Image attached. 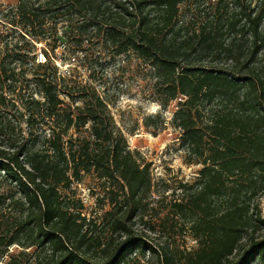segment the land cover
Returning a JSON list of instances; mask_svg holds the SVG:
<instances>
[{
    "label": "trees",
    "instance_id": "16d2710c",
    "mask_svg": "<svg viewBox=\"0 0 264 264\" xmlns=\"http://www.w3.org/2000/svg\"><path fill=\"white\" fill-rule=\"evenodd\" d=\"M186 2L19 0L2 15L13 29L0 33V264H122L136 249L156 264L263 263L264 0H216L195 11L193 27L181 20ZM58 24L76 49L95 42L150 63L167 95L162 105L185 98L173 123L203 167L168 212L189 224L194 251L150 241L151 164L110 115L107 90L68 87L72 77L48 72L47 51L32 79L12 66L30 53L21 50L58 35ZM63 93H80L84 105H65ZM88 124L90 136H66ZM45 125L51 133L38 134ZM90 174L105 185L101 221L74 198V184Z\"/></svg>",
    "mask_w": 264,
    "mask_h": 264
},
{
    "label": "rangeland",
    "instance_id": "374dc122",
    "mask_svg": "<svg viewBox=\"0 0 264 264\" xmlns=\"http://www.w3.org/2000/svg\"><path fill=\"white\" fill-rule=\"evenodd\" d=\"M18 1L0 0V33L6 32L7 28L11 33L13 28L4 22L2 15L8 13V9L14 7ZM186 1L188 6L185 9L182 8L181 20L188 22L191 27L194 26V17L198 16L196 10L203 9V5L209 6V4L216 3V0H206L204 4H199L196 0ZM61 25L58 24L59 34L55 36L56 38L51 37L48 42H37L30 50H21L22 53L28 51L30 53L25 58L19 56L20 59L13 62L12 66L15 65L18 72L21 67L27 69L26 77L32 79L33 72L40 73V70H37L36 55L39 57L40 52L47 51L48 59L52 65V70H48V72L53 73L57 68L58 75L64 73L72 77L71 80H66L65 84L68 87L78 83L80 86L93 87L103 96L107 90L110 115L127 137L131 149L138 151L141 157L151 164L155 186L152 206L155 208L153 212H150L151 216L148 220L156 230H148L151 235L150 241L158 246L167 245L185 251H194L198 242L192 235L189 224H184L181 218H173L168 212L170 203L175 199L182 198L186 193L183 185H188V191L194 190V185H197L201 178L200 170L203 167L201 163H197L196 157L189 153L187 145L180 137V129L173 123L174 113L178 109L180 101L185 98L179 96L177 99L169 100L166 106L162 105V101L166 100L167 95H165L164 88L156 84L157 77L150 63L143 61L131 52L116 55L113 49L107 48V45L99 46L95 42L94 44L86 41L83 48L76 49L69 32L65 33L66 28H62ZM95 41L97 40L95 39ZM63 44L65 48H62ZM85 49H88L87 52ZM13 52L15 51L12 50ZM93 52L95 56H93ZM4 56L3 53H0V64L4 60ZM93 59L97 60V63L94 64V69L97 70L95 77L90 76L91 69L89 68V61H93ZM22 60L25 61L24 65L19 63ZM32 88L36 89L35 84H31ZM73 95L61 94L65 105L70 103L73 107L84 105V99L78 98L80 93ZM41 96L36 94L38 98ZM157 115H160L161 119L156 124L155 117ZM25 126L26 124L22 122L23 129ZM50 126L54 127L53 123ZM89 127L90 124L81 130L73 128L66 136L71 135L73 138L90 136ZM36 132L41 135H49L51 129L45 125L42 128H37ZM24 134L27 135V130L24 131ZM104 186L103 180H99L92 174L86 175L82 183L74 184L76 189L74 198L83 200L88 217H99L100 221L105 211L109 209L108 205H104L99 200L104 192ZM258 200L264 216V192ZM182 225L183 228H181ZM141 251V249L140 252L136 249L122 264L157 263L152 252L146 250V253L142 254Z\"/></svg>",
    "mask_w": 264,
    "mask_h": 264
},
{
    "label": "built area",
    "instance_id": "2783aa9c",
    "mask_svg": "<svg viewBox=\"0 0 264 264\" xmlns=\"http://www.w3.org/2000/svg\"><path fill=\"white\" fill-rule=\"evenodd\" d=\"M62 48H65V45L63 44ZM37 60L38 63H44L47 61V58L45 56V52H40L39 53V57L37 56ZM14 246H12L11 248H13ZM8 259V258H7Z\"/></svg>",
    "mask_w": 264,
    "mask_h": 264
}]
</instances>
